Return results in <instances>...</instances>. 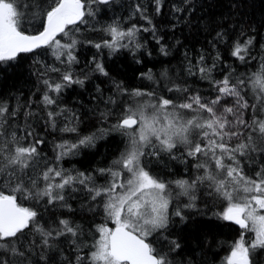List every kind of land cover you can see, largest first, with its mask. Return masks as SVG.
Listing matches in <instances>:
<instances>
[{
    "label": "snow or ice",
    "instance_id": "obj_1",
    "mask_svg": "<svg viewBox=\"0 0 264 264\" xmlns=\"http://www.w3.org/2000/svg\"><path fill=\"white\" fill-rule=\"evenodd\" d=\"M113 3L0 0V71L15 66L26 53H35L34 63L39 65L31 73L39 85L35 91L27 97L23 91L0 96V264H176L183 249L174 238L175 228L192 218L188 210L198 207V187L226 202L214 215L239 229L223 264H264V45L255 76L242 75L226 63L222 66L221 44L228 45L231 57L242 64L257 60L255 37L244 30L243 22L238 21V31L231 33L222 25L209 41L210 49L184 51L183 68L176 77L167 68L159 74L148 68L139 72V78L151 87L129 89L110 76L100 58L103 49L138 50L143 47L139 34L150 32L160 53L169 54L156 35L149 7L136 3L131 17L148 26L133 23L123 28L114 22L103 27L107 39L88 42L100 53L92 58L91 72L97 79L105 77L101 84L109 87L105 95L101 84H96L91 99L97 103L81 115L79 109L61 104L66 89L83 87L89 79L88 72L76 75L74 69L79 63L75 33L79 25L88 23L87 17L95 16L93 5ZM149 3L156 15L163 13L164 0ZM182 4L173 5L174 14L195 8L192 0ZM49 54L54 63L38 59ZM185 76L205 81L209 91L189 87ZM88 112L101 127L82 135L79 126ZM112 117L115 122L109 124ZM39 120L46 130L72 133L75 139L56 143L54 156L49 157L43 148L45 139L35 132L34 121ZM106 131L125 138L124 149L111 166L94 172L64 167L67 157L95 147ZM165 156L167 161L184 163L190 178L165 180L153 174L149 170L153 159L169 167ZM97 175L106 178L104 185L96 182ZM77 192L87 193V200L95 202L83 205L88 212L102 209V222L93 219L89 225L91 243L84 239L83 227L70 219L42 223V211H71L68 199ZM248 233L253 235L246 239ZM65 243L68 250L61 247ZM180 264H196L195 257Z\"/></svg>",
    "mask_w": 264,
    "mask_h": 264
},
{
    "label": "trees",
    "instance_id": "obj_2",
    "mask_svg": "<svg viewBox=\"0 0 264 264\" xmlns=\"http://www.w3.org/2000/svg\"><path fill=\"white\" fill-rule=\"evenodd\" d=\"M136 3H143L149 7L148 15L152 17L156 26V35L162 37L161 44L166 45L169 54L164 56L160 53V45L156 43L150 32L139 34L138 39L143 47L138 50L132 51L122 48L117 52L110 53L108 49H103L100 58L110 76L116 80H122L129 89L151 87L149 81L139 78V72L148 68H152L157 74L167 68L170 76L176 77L183 68L185 50L195 52L201 49H210L209 41L215 36V31L222 25L226 27L229 33L238 31L236 29L238 21H242L244 30L255 37L256 46L253 54L257 55V60L242 64L231 57L228 45L221 44L219 45L222 56L221 65L226 63L229 68L234 67L238 73L245 76H255L260 71L259 54L261 46L264 45V0H192L195 5L193 11L180 14H174L173 5L183 7L182 0H164L165 7L161 15L155 14L149 0H114L111 5H93L97 9L95 16L87 17L88 23L78 26L80 30L75 33V39L78 41L75 55L79 63L74 65V69L76 75L88 72L89 79L85 81L83 87L73 85L66 89L61 104L68 108L79 109L81 115H84L88 109L95 107L97 102L91 99L96 95L95 85L101 84V81L106 80V78L99 77L97 79V75L91 72L92 58L100 56V53L88 42L98 43L102 39H107L103 27L114 22H119L123 28L129 27L133 23L148 26L144 21L131 17V13L134 12L132 5ZM178 15L182 16L183 19H177ZM93 26H95V30H93ZM57 38L60 39V37ZM38 51L44 52L45 50ZM149 52H151V56L148 55ZM35 56V53L21 54L17 58L15 66L6 71H0V96L7 98L23 91L27 97L30 91H35L36 87H39L37 77L31 74L33 70L39 67L34 63ZM38 59L49 64L54 63L50 54L40 56ZM137 59L141 62L137 63ZM220 74L222 73H216V75ZM184 79L187 80L191 88L204 93L209 91L208 84L197 77L185 76ZM101 87L107 95L109 85L104 83L101 84ZM253 94L252 92L249 93L250 96ZM36 96H39V92L36 93ZM102 107L103 105H101ZM114 122V117L109 119V124ZM79 127L81 134L87 135L96 132L101 125L91 112H88ZM103 127L107 129L109 125L105 124ZM34 128L35 132L45 139L46 144L43 148L49 157L54 156L53 148L56 143L62 139L68 141L75 139V134L72 133L46 130L43 120L34 121ZM124 146L125 138L121 137L118 132L106 131L96 141L95 147L81 148L79 155L67 157L63 161V165L68 169L94 172L98 168L111 166V162L124 149ZM165 161H167L166 156ZM167 163L168 168L165 167L164 163H157L153 159L149 164V170L165 180L190 178L192 173L185 171L186 165L184 163L178 161H167ZM96 182L104 185L106 178L97 175ZM205 191L203 187L197 188V200L195 202L198 206L197 209L188 210V214L192 218L186 224H178L175 228L174 238L180 240L183 249L182 254L176 257V264H180L181 260H188L192 256L195 257L196 264H223L224 257L229 253L231 243L238 238L239 229L236 226L218 220L214 215V213L223 210L226 202L205 195ZM73 196L75 198L68 199V203L72 206L71 211L66 208L42 211V223L47 221L51 225V221L56 218L70 219L83 227L86 234L84 239L91 243L92 236L89 225L93 223V219L97 224L102 222V209H97L95 213L84 209L85 203H95L87 200V193L85 192H77ZM181 201L187 202L185 197H181ZM24 203L25 206H28V202ZM200 213H207V215ZM109 226L112 225L109 224ZM252 235V233H248L246 239ZM149 239L153 240L154 237H149ZM61 247L65 250L70 248L66 243ZM84 253H88L87 247L84 248ZM66 254L74 256L75 253L67 251ZM261 255L264 257V254ZM58 259L62 260L63 256L58 257Z\"/></svg>",
    "mask_w": 264,
    "mask_h": 264
}]
</instances>
